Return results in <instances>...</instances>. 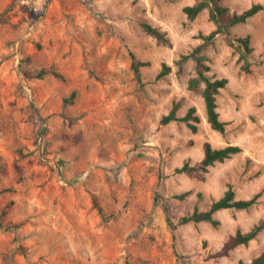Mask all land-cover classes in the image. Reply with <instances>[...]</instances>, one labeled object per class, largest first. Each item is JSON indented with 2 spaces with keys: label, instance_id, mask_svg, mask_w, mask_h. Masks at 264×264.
<instances>
[{
  "label": "rangeland",
  "instance_id": "rangeland-1",
  "mask_svg": "<svg viewBox=\"0 0 264 264\" xmlns=\"http://www.w3.org/2000/svg\"><path fill=\"white\" fill-rule=\"evenodd\" d=\"M195 2L0 0V264H238L263 251L264 230L229 256H208L264 218V9L203 48L207 75L228 79L217 95L221 133L188 88L195 61L182 60L216 27L208 9L187 17ZM223 2L237 12L264 5ZM247 36L249 71L229 41ZM179 100L180 116L196 106L197 132L160 123ZM206 141L242 151L205 180L176 172L202 159ZM228 184L238 198L261 191L260 201L217 211L216 226L181 223Z\"/></svg>",
  "mask_w": 264,
  "mask_h": 264
},
{
  "label": "trees",
  "instance_id": "trees-1",
  "mask_svg": "<svg viewBox=\"0 0 264 264\" xmlns=\"http://www.w3.org/2000/svg\"><path fill=\"white\" fill-rule=\"evenodd\" d=\"M205 9L209 10V17L216 27L208 35L203 36L204 43L202 45L197 46L188 54H184L182 60L185 61L192 58L195 61V74L188 79V88L199 93L203 97L206 106L207 121L211 127L214 130L225 133L227 122L220 118L219 111L217 110V95L220 93L221 89L227 86L228 79L226 77L211 79L207 75V72L210 71V65L202 51L203 48L210 44L218 34L229 36L232 26L246 22L249 18L262 11L264 5L260 2H256L242 12H237L231 11L223 0H196L195 3L186 5L184 7V12L187 17L192 20ZM145 28L153 36H156L159 39L163 38L162 33L151 25L145 24ZM229 41L237 48L240 58L244 59L241 69L249 71L250 61L248 55L252 52L250 37L247 36L237 39L239 44H235L232 40ZM143 64L144 63L139 61L134 55L132 56V69L139 82L142 81L140 67ZM44 72L46 73V71L39 72V76H42ZM51 73L59 75L56 71H51ZM164 73L165 69L159 73V76H162ZM180 107L181 101H175L170 111L161 117L160 123L168 124L171 121H184L192 132H197L198 123L201 121V117L197 113L196 106H190L186 114L183 116L178 114ZM203 149L204 154L201 160L194 164L186 161L180 167L175 169L176 172L185 173L190 177L205 180L211 166L217 162H224L234 154L242 151V147L237 144H229L224 147H213L209 141L204 142ZM261 195L262 193L260 191L250 198H238L234 186L228 184V188L223 196L213 201L210 209L199 211L198 208H195L191 214L183 216L180 221L181 223L209 221L216 226L219 224V221L214 217V214L217 211L229 208L247 209L257 204L260 201ZM99 210L100 213L103 214L102 209L99 208ZM263 230L264 218H261L248 230H242L239 228L235 233L230 234L223 242L222 246L208 256L211 258L229 256L232 250L240 245H248L249 242L255 239ZM238 264H264V249L250 262L239 260Z\"/></svg>",
  "mask_w": 264,
  "mask_h": 264
}]
</instances>
